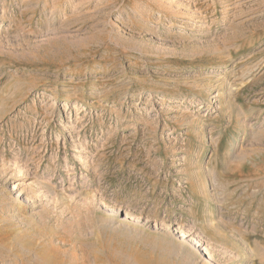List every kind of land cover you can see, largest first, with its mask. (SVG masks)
<instances>
[{
  "label": "rangeland",
  "instance_id": "1",
  "mask_svg": "<svg viewBox=\"0 0 264 264\" xmlns=\"http://www.w3.org/2000/svg\"><path fill=\"white\" fill-rule=\"evenodd\" d=\"M0 264H264V0H0Z\"/></svg>",
  "mask_w": 264,
  "mask_h": 264
},
{
  "label": "bare ground",
  "instance_id": "2",
  "mask_svg": "<svg viewBox=\"0 0 264 264\" xmlns=\"http://www.w3.org/2000/svg\"><path fill=\"white\" fill-rule=\"evenodd\" d=\"M82 27V26H81ZM228 160V159H227ZM225 162H223V164H224ZM219 172V171H218ZM182 237H183V235H181Z\"/></svg>",
  "mask_w": 264,
  "mask_h": 264
}]
</instances>
